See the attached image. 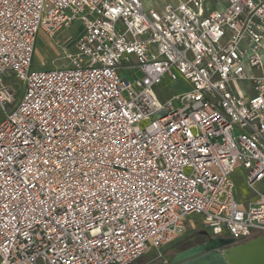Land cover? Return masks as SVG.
I'll list each match as a JSON object with an SVG mask.
<instances>
[{"label":"built area","instance_id":"2783aa9c","mask_svg":"<svg viewBox=\"0 0 264 264\" xmlns=\"http://www.w3.org/2000/svg\"><path fill=\"white\" fill-rule=\"evenodd\" d=\"M207 3L0 0V264H135L192 214L264 233V0ZM76 20L69 65L34 69L39 32Z\"/></svg>","mask_w":264,"mask_h":264},{"label":"rangeland","instance_id":"374dc122","mask_svg":"<svg viewBox=\"0 0 264 264\" xmlns=\"http://www.w3.org/2000/svg\"><path fill=\"white\" fill-rule=\"evenodd\" d=\"M169 1L175 0H144L145 7L150 9L151 7L158 10L164 9V6ZM217 0H211V4ZM222 2L227 0H220ZM210 3V2H209ZM81 28L83 29L82 22L76 20L71 26L64 27L59 30L53 37L49 36L44 31H41L38 35V42L36 52L34 53L33 68H40L39 61L43 59L45 63L44 67H65L69 65V60L66 58L64 52V46L73 48V40L76 38ZM60 43V44H59ZM54 56L51 58V56ZM43 56H45L43 58ZM56 59V60H55ZM55 60V62L53 61ZM12 82L18 87V94L16 100L23 94L24 89L20 88L18 81L12 80ZM239 87L237 91H252V87L249 81H239ZM188 84L182 79L178 81L166 80L161 83L157 90L164 99L169 98L174 94L180 93L188 88ZM15 100V101H16ZM248 172L246 168L240 163L234 173V180L236 182L235 195L238 200L244 203L255 202L258 199V195L254 191H250L247 187ZM259 190L264 189V181L257 185ZM203 215L192 214L185 218V231L182 235L175 239L170 245L163 246L160 250H156L153 247L149 248V251L141 257L137 264H172V256L175 251L184 248L193 243H198L197 233L204 229L202 225Z\"/></svg>","mask_w":264,"mask_h":264},{"label":"water","instance_id":"95a60500","mask_svg":"<svg viewBox=\"0 0 264 264\" xmlns=\"http://www.w3.org/2000/svg\"><path fill=\"white\" fill-rule=\"evenodd\" d=\"M172 264H264V233L245 241L210 237L200 246L178 252Z\"/></svg>","mask_w":264,"mask_h":264},{"label":"crops","instance_id":"0c3cea01","mask_svg":"<svg viewBox=\"0 0 264 264\" xmlns=\"http://www.w3.org/2000/svg\"><path fill=\"white\" fill-rule=\"evenodd\" d=\"M210 2V3H209ZM227 3V1H224V2H222V1H220V0H217L216 2H213V4H211V0H208V3H207V7L209 8V9H212V8H222L225 4ZM151 8H153V7H151ZM41 31H43V30H41ZM40 31V32H41ZM39 32V33H40ZM45 32V31H44ZM81 32H82V28H81V30H80V32L78 33V35L76 36V38L81 34ZM46 33V32H45ZM39 35V34H38ZM76 38L73 40V43L72 44H74V42H75V40H76ZM37 42H38V36H37V41H36V47H35V52H36V48H37ZM34 52V53H35ZM35 55V54H34ZM51 56V55H50ZM45 56H43V58H44ZM54 56H51V58H53ZM33 59H34V57H33ZM56 60V59H55ZM55 60H53L54 62H55ZM40 63H39V65H40V68H37V69H54V68H58L59 66H56V67H44L45 65H43V63H45L44 61H43V59L42 60H40L39 61ZM252 90V89H251ZM247 93L248 94H254V91L252 90V91H250L249 92V90H247Z\"/></svg>","mask_w":264,"mask_h":264},{"label":"flooded vegetation","instance_id":"af4514ba","mask_svg":"<svg viewBox=\"0 0 264 264\" xmlns=\"http://www.w3.org/2000/svg\"><path fill=\"white\" fill-rule=\"evenodd\" d=\"M202 230H207V233L202 232ZM202 230L198 231V233H197V236H198L197 241H198V243L190 244V245H188V246H185V247L182 248V249H179V250L175 251V253H174L173 256H172V260H173V257H174L178 252H180V251H184V250H187V249L192 248V247L200 246V245L206 243V242L209 240L210 237H217V236H213V235L210 233V231H209L208 229H206V228H204V229H202ZM171 263H172V261H171Z\"/></svg>","mask_w":264,"mask_h":264},{"label":"trees","instance_id":"16d2710c","mask_svg":"<svg viewBox=\"0 0 264 264\" xmlns=\"http://www.w3.org/2000/svg\"><path fill=\"white\" fill-rule=\"evenodd\" d=\"M257 235H258V234H254V235H252V237L257 236ZM252 237H251V238H252ZM140 259H141V258H140ZM140 259H139V260H140ZM139 260H138V261H139ZM138 261H137L135 264H137Z\"/></svg>","mask_w":264,"mask_h":264}]
</instances>
